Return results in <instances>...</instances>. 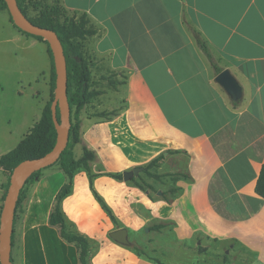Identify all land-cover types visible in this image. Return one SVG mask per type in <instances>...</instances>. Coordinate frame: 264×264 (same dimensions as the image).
<instances>
[{
    "label": "crops",
    "instance_id": "0c3cea01",
    "mask_svg": "<svg viewBox=\"0 0 264 264\" xmlns=\"http://www.w3.org/2000/svg\"><path fill=\"white\" fill-rule=\"evenodd\" d=\"M58 1L69 14L88 15L97 31L88 40L92 63L120 83L107 103L95 104L99 95L81 112L74 155L93 151L97 176L92 189L78 172L62 202L72 229L91 243L90 263L264 264V198L256 193L264 166V0ZM225 70L237 100L216 81ZM161 155L150 170L161 178L146 177L155 191L129 184ZM66 182L51 167L28 188L14 220L12 264H80L76 245L49 223ZM171 189L180 190L174 198ZM4 195L0 187V216ZM120 229L128 246L110 237Z\"/></svg>",
    "mask_w": 264,
    "mask_h": 264
},
{
    "label": "trees",
    "instance_id": "16d2710c",
    "mask_svg": "<svg viewBox=\"0 0 264 264\" xmlns=\"http://www.w3.org/2000/svg\"><path fill=\"white\" fill-rule=\"evenodd\" d=\"M56 2H58V4L44 7L37 13V15L32 17L29 15L27 10V6L30 4L29 0H17L18 6L22 13L34 25L53 30L58 35L64 49L67 62L68 101L71 109V128L69 131V141L66 149L61 154L59 160L46 169L58 167L66 175L67 182L56 197L55 204L49 218V223L51 226L57 227L59 229L62 238L66 242L76 245L79 251L80 264H91V243L88 238L72 229L71 223L68 221L62 210V202L72 193L74 177L78 172L85 171L88 174L92 189L93 180L97 176L92 172V163L96 161V154L93 151L89 150L87 147H83V153L79 159H76L74 155L75 147L82 143L80 133L81 112L87 105L91 103L95 97L101 94L99 91L92 89V58L86 52H84L83 45V42L86 39L95 36L97 31L92 26L90 18L87 14H82L80 16L71 14V16L68 17L69 13L67 10L60 4L58 0H56ZM1 11H8L5 0H0V12ZM10 20L14 24L11 16ZM14 26L21 33L47 44L48 54L51 60V95L49 102L46 104L43 110L40 121L35 124L30 133L16 146V148L0 157V172L5 174L7 177L3 201L6 198L8 188L10 186V177L13 170L20 163L26 160L38 159L51 152L57 140V131L53 122L51 111L52 102L54 100V91L56 88V72L52 51L48 42L43 38L23 32L15 24ZM197 43L202 51L207 55L209 60L214 63L206 44L199 38H197ZM109 82L115 88L118 84H120L113 81ZM114 114L115 113H100L98 116L107 117ZM57 117L60 121L59 110ZM162 159H164V155L157 157L151 163L143 167L142 174H140L138 177H131L128 181L129 184L134 185L146 192L148 189L155 191V188L146 182V177L155 179L161 178V176L152 173L150 170L158 167ZM46 169L34 173L25 183L17 203L15 217L19 207L22 205L23 200L26 197L28 188L41 177L43 171ZM111 176L120 181L124 180L123 174H113ZM179 191V189H171L168 191V194L174 198L175 195L179 193ZM93 193L104 210L115 222L116 219L104 200L94 190ZM256 193L264 198V166L257 181ZM167 200L170 202L169 199ZM133 249L139 256L145 255L141 249L137 247H133ZM154 261L159 263L157 260Z\"/></svg>",
    "mask_w": 264,
    "mask_h": 264
},
{
    "label": "rangeland",
    "instance_id": "374dc122",
    "mask_svg": "<svg viewBox=\"0 0 264 264\" xmlns=\"http://www.w3.org/2000/svg\"><path fill=\"white\" fill-rule=\"evenodd\" d=\"M29 3L27 10L32 17L42 8L58 4L56 0H29ZM9 19L7 11L0 13V157L16 148L29 133L51 89L47 44L40 41L32 44L36 40L21 33ZM89 39L83 42L88 55ZM95 65L92 63V86L101 93L95 104L107 103L115 87L107 81L110 73L105 67ZM94 108L88 107L87 111L91 113ZM6 183V175L0 173V187L6 190Z\"/></svg>",
    "mask_w": 264,
    "mask_h": 264
},
{
    "label": "water",
    "instance_id": "95a60500",
    "mask_svg": "<svg viewBox=\"0 0 264 264\" xmlns=\"http://www.w3.org/2000/svg\"><path fill=\"white\" fill-rule=\"evenodd\" d=\"M5 2L14 24L21 31L36 37H41L48 42L53 54L56 72V88L51 106L52 118L57 131L56 144L53 150L45 156L34 160H26L13 170L10 177V186L0 216V264H12V235L20 193L27 180L34 173L55 164L66 149L71 128V109L68 101L67 62L58 35L53 30L34 25L22 13L17 0H5ZM216 81L228 91L233 99L237 100L239 91L229 71L225 70L220 73ZM58 110L60 113V121L57 117ZM110 237L122 245L128 246L130 244L128 241V232L124 229L114 231L110 234Z\"/></svg>",
    "mask_w": 264,
    "mask_h": 264
}]
</instances>
